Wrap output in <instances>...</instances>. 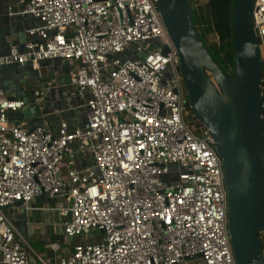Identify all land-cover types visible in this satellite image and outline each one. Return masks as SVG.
Masks as SVG:
<instances>
[{
	"label": "built area",
	"instance_id": "1",
	"mask_svg": "<svg viewBox=\"0 0 264 264\" xmlns=\"http://www.w3.org/2000/svg\"><path fill=\"white\" fill-rule=\"evenodd\" d=\"M22 3L10 14L37 22L0 67L68 62L85 121L52 128L41 98L50 83L28 103L0 87V264H35L32 254L41 264H236L222 159L193 112L156 0ZM253 22L264 64V0ZM26 104L38 121L23 116ZM42 195L60 201L45 209L64 235L81 238L53 261L6 211H29Z\"/></svg>",
	"mask_w": 264,
	"mask_h": 264
},
{
	"label": "water",
	"instance_id": "2",
	"mask_svg": "<svg viewBox=\"0 0 264 264\" xmlns=\"http://www.w3.org/2000/svg\"><path fill=\"white\" fill-rule=\"evenodd\" d=\"M255 1L234 0V67L229 74L196 28L194 1L156 0L193 112L222 159L236 264H264V64L253 22ZM10 68L0 67V87L28 103L25 73ZM64 68L69 80L68 62ZM28 113L38 115L39 109L26 104V118Z\"/></svg>",
	"mask_w": 264,
	"mask_h": 264
},
{
	"label": "crops",
	"instance_id": "3",
	"mask_svg": "<svg viewBox=\"0 0 264 264\" xmlns=\"http://www.w3.org/2000/svg\"><path fill=\"white\" fill-rule=\"evenodd\" d=\"M207 1L208 0H206V2ZM22 6V0H0V55L6 53L12 44H17L18 46L23 45L28 38L26 35L27 28L37 22L31 15L10 14L9 7L18 9ZM44 64L47 66L46 69L51 71V74L55 73V77L49 78L48 76L46 79L38 78V76H35V73L41 72L43 74L45 69L35 70L30 64L10 65L11 68L9 71L15 70L25 73L23 79L26 80L25 85L27 86V91L28 88H32L33 86H38L40 90L41 88L46 90L48 83H50L51 86H49V90H47L46 95L41 98L45 101V104L47 103L44 110L48 114L47 119L54 130H57L59 122L62 119L67 120L70 126L82 124L85 121V107L80 98L73 93L75 90H73L74 88L69 83L67 74L65 73L64 62L60 60H51L41 63V65ZM39 88L33 87V89ZM9 94L14 97L11 93ZM29 120L38 121L34 116H32L31 119L29 118ZM53 202H56V204L53 205ZM58 204H60V201L57 198L53 199L47 195H42L36 197L32 201L31 205L33 209L29 211H23L18 203L6 208L16 229L28 239L32 248V240L38 241V243L43 245L45 244V249L42 253H39L37 249H33L48 261L55 260L59 255L70 253L73 245L81 241V238H67L59 224V214L45 209L46 207H53ZM38 236H40V238H38ZM64 239L71 245L67 244L65 248H62L60 245L61 249L56 252L47 248V244L52 242L60 244V241ZM35 264L41 263L37 260Z\"/></svg>",
	"mask_w": 264,
	"mask_h": 264
},
{
	"label": "trees",
	"instance_id": "4",
	"mask_svg": "<svg viewBox=\"0 0 264 264\" xmlns=\"http://www.w3.org/2000/svg\"><path fill=\"white\" fill-rule=\"evenodd\" d=\"M194 1V0H192ZM196 7L193 9V16L195 20V24L197 27L198 22L200 21L199 17L201 16L199 10ZM208 18L206 19L204 16H201V21L205 23V27L209 31H214L219 40L217 43L212 46L209 45L202 35V33L197 28L200 36L206 43L209 48L214 59L221 65V67L227 72L225 67L226 64L230 65L232 68L234 67V40H233V32H234V0H208L205 3ZM262 234V233H261Z\"/></svg>",
	"mask_w": 264,
	"mask_h": 264
},
{
	"label": "rangeland",
	"instance_id": "5",
	"mask_svg": "<svg viewBox=\"0 0 264 264\" xmlns=\"http://www.w3.org/2000/svg\"><path fill=\"white\" fill-rule=\"evenodd\" d=\"M194 1H196V3H197V8L196 9H198L199 11L198 12H200V14H201V16L203 17H205L206 19L208 18V13H207V9H206V6H205V2H206V0H194ZM195 3V2H194ZM195 7H196V4H195ZM201 16L199 17V19H200V21L198 22V24H197V27L196 28H198L199 29V31L202 33V35L205 37V39H206V41H207V43L209 44V45H213V44H215V43H217L218 42V40H219V38H218V36H217V34L214 32V31H209V30H207L206 29V27H205V23L203 22V21H201ZM50 63V62H49ZM225 67H226V69H227V73H229V74H231L232 73V68H231V66L230 65H228V64H226L225 65ZM47 68V66H46V64H44V65H41L40 66V69H45V71H44V73L42 74L41 72H37V73H35V76H38V78H41V79H46V78H48V76H49V78H53V77H55L56 75H55V73L54 74H51L50 72V70L49 69H46ZM55 80V79H54ZM72 86V85H71ZM34 88H39L38 86H33ZM33 87L32 88H28V93H29V100H30V95H32V91L34 90L33 89ZM73 87V86H72ZM40 89V88H39ZM74 90V89H73ZM74 93V95H76V93H75V91L73 92ZM77 96V95H76ZM78 97V96H77ZM37 100H42V99H37ZM42 104H44V102L42 103ZM28 115H29V117H30V119H31V115H30V113H28ZM29 119V118H28ZM53 205H55L56 204V202H53L52 203ZM53 228V227H52ZM60 228V227H59ZM95 232V231H94ZM96 233V232H95ZM262 236L264 237V232H262ZM38 238H40V236H38ZM28 240V239H27ZM32 240V239H31ZM67 240L66 239H64V240H62V241H60V245L62 246V248H65V246L67 247V244L68 245H71L70 243H68V241L66 242ZM263 241H264V239H263ZM29 242V241H28ZM79 242H81V241H79ZM30 243V242H29ZM32 245H33V248L36 250H38L39 251V253L41 252L42 253V251L45 249L44 248V245L43 244H40V243H38V241L36 242V241H33L32 240ZM32 260H33V262H36L37 261V258H36V256H35V254H32Z\"/></svg>",
	"mask_w": 264,
	"mask_h": 264
}]
</instances>
